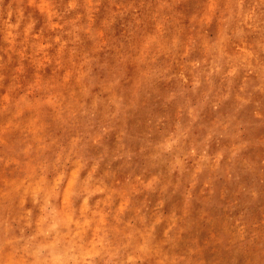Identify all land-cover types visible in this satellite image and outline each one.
Listing matches in <instances>:
<instances>
[{
    "label": "clouds",
    "instance_id": "1",
    "mask_svg": "<svg viewBox=\"0 0 264 264\" xmlns=\"http://www.w3.org/2000/svg\"><path fill=\"white\" fill-rule=\"evenodd\" d=\"M180 3L0 0V264H206L202 178L233 217L264 196V0H203L187 30ZM225 230L230 264H264L260 223Z\"/></svg>",
    "mask_w": 264,
    "mask_h": 264
},
{
    "label": "rangeland",
    "instance_id": "2",
    "mask_svg": "<svg viewBox=\"0 0 264 264\" xmlns=\"http://www.w3.org/2000/svg\"><path fill=\"white\" fill-rule=\"evenodd\" d=\"M10 0H4L5 8L9 4ZM139 3V0H136ZM147 3V0H145ZM107 3V0H105ZM203 0H181V3L177 6L178 10L181 11L185 17L184 20L181 21L182 25L185 27V30L189 27L187 23V18L191 15L198 13L202 7ZM131 22V17H126L124 23ZM149 26L150 25H147ZM39 27V25H38ZM6 45L3 40L0 39V55L4 56V59L7 60V56L3 52V48ZM15 66V57L13 59L12 65L5 70L6 72H10L11 68ZM31 75V69H29L28 76ZM7 83V81H5ZM152 107H157V104L153 102ZM212 114L209 113L206 116L207 121H211ZM202 134V130L197 129L194 133V138L199 137ZM223 144L213 143L212 150H218L219 147H222ZM124 173L120 172L117 174V179H122ZM189 182V177L185 176L182 180L179 181L180 188L174 194L172 189H169L167 196L165 197L166 203L162 211L165 215L171 213L173 209L177 210L179 214V209L182 205V194L184 188L187 186ZM177 183V180L173 178V185ZM203 187V178L201 180V184L197 186L196 196L200 203L196 205L193 209L192 213V231L188 234L189 236H195L199 238V241L202 245L207 244L208 247L204 251V257L206 260V264H230L226 254L223 252L220 245L222 243H227L229 239V233L225 230L226 226L231 223L234 218H240V213H243V222L249 224L260 223L262 227H264V196H262L261 200L258 201L255 205L251 207H242L237 210L235 216H231L228 211V205H230L235 199V192L233 190L227 189V186L222 181H217L215 184L217 193H223L228 190L229 194L225 200H219L216 198V203L211 207L207 206V202L210 198L207 195V192H201L200 189ZM147 196V204L149 210L155 207V204L161 196L159 193L156 194H142L141 196L136 198V201L143 202ZM163 227L165 225H161L158 229V232H162Z\"/></svg>",
    "mask_w": 264,
    "mask_h": 264
}]
</instances>
